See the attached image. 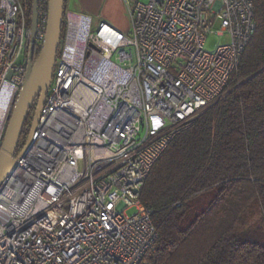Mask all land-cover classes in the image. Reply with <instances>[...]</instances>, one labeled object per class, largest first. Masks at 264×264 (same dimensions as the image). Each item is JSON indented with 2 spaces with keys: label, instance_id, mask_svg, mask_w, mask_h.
I'll return each mask as SVG.
<instances>
[{
  "label": "built area",
  "instance_id": "1",
  "mask_svg": "<svg viewBox=\"0 0 264 264\" xmlns=\"http://www.w3.org/2000/svg\"><path fill=\"white\" fill-rule=\"evenodd\" d=\"M124 3L130 37L65 14L35 131L0 184V264H140L157 240L139 200L145 179L173 138L225 97L256 30L253 0ZM47 5L37 1L32 43L21 1L0 0V148ZM209 34L228 42L208 51Z\"/></svg>",
  "mask_w": 264,
  "mask_h": 264
},
{
  "label": "trees",
  "instance_id": "2",
  "mask_svg": "<svg viewBox=\"0 0 264 264\" xmlns=\"http://www.w3.org/2000/svg\"><path fill=\"white\" fill-rule=\"evenodd\" d=\"M20 1L30 16L32 0ZM253 4L256 30L225 97L173 138L141 188L157 240L140 264H264V0Z\"/></svg>",
  "mask_w": 264,
  "mask_h": 264
},
{
  "label": "water",
  "instance_id": "3",
  "mask_svg": "<svg viewBox=\"0 0 264 264\" xmlns=\"http://www.w3.org/2000/svg\"><path fill=\"white\" fill-rule=\"evenodd\" d=\"M37 1L32 0L30 13L32 43H34L37 24ZM63 11L64 0H48L47 21L40 52L34 61H30L27 64L24 82L16 97L0 148V184L5 178L12 175L17 167V161L22 151L15 156L16 149L27 114L34 104L35 109L25 145L30 143L35 131L38 116L54 70L60 41ZM32 51L33 46L31 47Z\"/></svg>",
  "mask_w": 264,
  "mask_h": 264
},
{
  "label": "rangeland",
  "instance_id": "4",
  "mask_svg": "<svg viewBox=\"0 0 264 264\" xmlns=\"http://www.w3.org/2000/svg\"><path fill=\"white\" fill-rule=\"evenodd\" d=\"M141 3H144L145 0H138ZM103 3V4H102ZM102 3L100 0H71L70 6L67 5V11L70 12H76V13H86L89 16H91L92 19V25L91 30L95 31L98 27L100 21L105 22L112 26L114 29L119 31L122 34H125L126 36H131L130 33V20L128 17V12L124 3V0H102ZM109 15V16H108ZM26 21L27 24L30 23V16L26 15ZM63 38H60L58 51L57 53H60L62 44H63ZM228 37L227 36H215L212 34H209L207 36L206 42H205V49L208 51L213 50L217 45H220L222 43H227ZM33 116V115H32ZM31 125V123H30ZM29 130L27 131L26 135L21 134L19 143L16 149V155L20 152L21 147L26 142L28 137ZM134 208H130L127 210V214L131 215L134 213Z\"/></svg>",
  "mask_w": 264,
  "mask_h": 264
},
{
  "label": "crops",
  "instance_id": "5",
  "mask_svg": "<svg viewBox=\"0 0 264 264\" xmlns=\"http://www.w3.org/2000/svg\"><path fill=\"white\" fill-rule=\"evenodd\" d=\"M70 1L71 0H68V4L67 5H69L70 6ZM100 2L102 3V0H100ZM103 4V3H102ZM83 14H86V13H83ZM88 15V14H87ZM109 16V15H108ZM91 17V16H90ZM100 22H102V21H100Z\"/></svg>",
  "mask_w": 264,
  "mask_h": 264
},
{
  "label": "bare ground",
  "instance_id": "6",
  "mask_svg": "<svg viewBox=\"0 0 264 264\" xmlns=\"http://www.w3.org/2000/svg\"><path fill=\"white\" fill-rule=\"evenodd\" d=\"M32 53H33V51H32Z\"/></svg>",
  "mask_w": 264,
  "mask_h": 264
}]
</instances>
